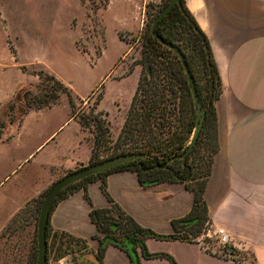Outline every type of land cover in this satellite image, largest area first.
I'll use <instances>...</instances> for the list:
<instances>
[{
    "label": "crops",
    "instance_id": "obj_1",
    "mask_svg": "<svg viewBox=\"0 0 264 264\" xmlns=\"http://www.w3.org/2000/svg\"><path fill=\"white\" fill-rule=\"evenodd\" d=\"M56 1L79 4L81 11L69 15L87 16L91 23L96 19L101 24L102 30L93 32L94 37L98 35L103 40L100 51H105L108 46L105 41L112 39L110 48L115 54L101 79L108 76L99 106L112 115L104 103L110 82L115 98L126 93L120 109L124 121L140 70L126 72L117 62L129 50V43L119 33L139 36L146 2L158 0H106L93 13H89L85 0ZM185 3L209 39L223 86L215 101L220 147L204 190L210 225L224 227L230 233L233 246L244 260L206 249L198 239L147 237L145 243L149 251L168 252L179 264H264V0H185ZM129 78H133L130 86ZM34 116L38 123L45 116L44 120L42 117L45 127L38 124L23 151L14 150ZM91 150L86 130L71 115L68 99L61 97L49 106L30 108L13 133L0 137V160L10 163V170L0 175V182L22 162H27L24 175H31L33 168L39 169L34 194L41 193L65 172L88 163ZM106 181L110 195L140 224L158 233L171 232V219L184 215L192 205L193 192L182 182L143 185L132 169L111 171ZM87 191L92 204L83 190L78 189L55 204L49 221L54 229L85 237L90 251L79 256L76 263L62 257L55 264H99L93 253L99 244L93 237L97 227L89 211L92 206H107L109 202L101 190L100 179L89 182ZM12 199L9 208L15 207L21 198ZM6 211L3 209L0 215V264H5L2 248L6 236L2 232L15 213L6 215ZM103 264H132V258L128 251L110 243ZM140 264L169 262L165 258L141 256Z\"/></svg>",
    "mask_w": 264,
    "mask_h": 264
},
{
    "label": "trees",
    "instance_id": "obj_2",
    "mask_svg": "<svg viewBox=\"0 0 264 264\" xmlns=\"http://www.w3.org/2000/svg\"><path fill=\"white\" fill-rule=\"evenodd\" d=\"M167 1L146 2L147 19H144V25L139 32L140 55L136 61L140 64V73L115 141L116 146L113 151L101 157L97 148L92 146L88 162L128 151L145 152L146 156L138 160L120 162L69 183L57 194L50 209L51 212L60 199L78 189L83 190L86 200L92 204L87 186L92 180L100 179L101 190L109 204L92 206L89 211L90 218L97 227V233L93 237L98 239L99 244L92 252L99 264H103V255L110 243L128 251L132 264H140L141 256L165 258L169 264H179L168 252L149 251L145 239L155 237L191 241L210 223L204 190L212 170L214 155L220 147L215 101L222 92V80L207 35L188 9L185 0H179L157 21L155 29L158 35L178 46L183 53L205 111L198 137L183 157L182 153L194 128L196 113L191 84L178 53L160 42L150 30L154 17ZM119 35L128 42L122 32ZM35 73L40 77L41 83L45 79L53 82L49 101L45 100L46 103L42 105L36 104L35 108L51 105L58 100L60 92H64L68 96L70 113L75 118L70 87L53 73L43 70ZM101 97L102 93L96 96L97 104ZM94 119L96 127L100 130L95 134V140L101 141L107 126L103 123L104 120L97 117ZM77 120L83 127L89 124L87 119ZM125 169L135 170L143 185L177 181L193 192L190 209L184 215L171 219V232L158 233L140 224L110 195L107 189V175L111 171ZM46 239L45 264L50 260L55 264L68 254L70 256L66 258L76 263L79 256L90 251L85 237L54 229L49 218Z\"/></svg>",
    "mask_w": 264,
    "mask_h": 264
},
{
    "label": "rangeland",
    "instance_id": "obj_3",
    "mask_svg": "<svg viewBox=\"0 0 264 264\" xmlns=\"http://www.w3.org/2000/svg\"><path fill=\"white\" fill-rule=\"evenodd\" d=\"M85 1L89 13L95 12L105 2ZM161 1L163 0L157 2L162 3ZM74 11L80 12L81 6L69 1L0 0V137L13 133L30 108L46 103L45 100L49 101L53 82L45 79L41 83L40 77L35 73L43 70L53 73L70 87L75 118L87 119L89 124L82 127L101 157L113 151L116 146L115 141L123 123L121 103L126 93L115 98L114 86L109 82L104 103L111 109L112 115L109 116L108 111L100 108V101L97 104L96 96L99 93L104 96V81L108 76L101 79L115 54L110 48L112 39L108 38L105 41L108 45L106 50L100 51L103 40L98 35L94 37L93 32L102 30L101 24L96 19L91 23L87 16L76 18V15H69ZM123 34L128 40L129 50L117 62L124 66L126 72L134 69L139 71L140 64L136 61L140 55L141 40L134 33ZM132 83L133 78H129L128 86ZM61 97L68 99L67 94L60 92L56 102ZM42 117L45 119V116H41V123H38L37 116L29 120L28 131L22 136L20 143L14 146V150L19 148L23 151L24 145L33 139L38 124L45 127ZM95 117L104 120L102 122L107 126L101 141L95 140V134L100 132L95 125ZM26 165L27 162H22L0 182V215L3 209L6 211L11 206L12 198H21L15 207L6 211V215L15 213L8 219L2 232L6 236L5 248H2L5 252L2 255L5 264H36L37 219L42 199L51 184L41 193L34 194V187L38 182L35 176L39 174V169L33 168L31 175L27 176L24 175ZM9 168L10 163L6 159L0 160V175L10 170ZM206 240L210 242V249L214 250L215 242L212 239ZM68 256L70 255L64 257ZM239 258L235 257L237 260ZM52 263L50 260L48 264Z\"/></svg>",
    "mask_w": 264,
    "mask_h": 264
},
{
    "label": "water",
    "instance_id": "obj_4",
    "mask_svg": "<svg viewBox=\"0 0 264 264\" xmlns=\"http://www.w3.org/2000/svg\"><path fill=\"white\" fill-rule=\"evenodd\" d=\"M179 0H168L167 3L160 9V11L157 13V15L154 17L152 23H151V33L153 36H155L160 42L172 47L179 55L183 66L184 70L188 76V80L190 81L191 84V92L193 95V100L194 104L196 107V113H195V122H194V128L192 130V134L190 137V140L187 144L186 149L182 153V156L184 157L188 150L192 147V145L195 143L199 131L202 127L204 116H205V111L201 106V101L198 97V93L196 90V86L194 83L193 76L191 74V71L189 69V66L184 58L183 53L179 49L178 46L164 40L160 35H158L155 26L157 21ZM146 153L145 152H125V153H119L114 156L101 159L95 162H90L87 164H84L78 168H74L57 179H55L51 185L48 187L46 190L44 197L42 199L40 209H39V214H38V219H37V258H36V264H45L46 262V251H47V239H46V227H47V222L49 218V213L50 209L52 207V204L57 196V194L60 192V190L68 185L69 183L81 179L89 174H93L99 171H102L106 168H109L113 165H116L120 162H125L130 159H139L141 157H145Z\"/></svg>",
    "mask_w": 264,
    "mask_h": 264
},
{
    "label": "built area",
    "instance_id": "obj_5",
    "mask_svg": "<svg viewBox=\"0 0 264 264\" xmlns=\"http://www.w3.org/2000/svg\"><path fill=\"white\" fill-rule=\"evenodd\" d=\"M196 239L200 240L206 249H210V242L206 239H212L216 244L214 252L226 257H240L239 260H244L243 255L233 246L230 233L224 227L211 226L209 223L206 229L196 236Z\"/></svg>",
    "mask_w": 264,
    "mask_h": 264
}]
</instances>
